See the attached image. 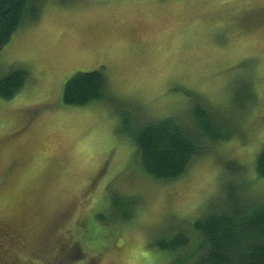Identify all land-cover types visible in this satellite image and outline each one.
Wrapping results in <instances>:
<instances>
[{"label":"rangeland","instance_id":"rangeland-1","mask_svg":"<svg viewBox=\"0 0 264 264\" xmlns=\"http://www.w3.org/2000/svg\"><path fill=\"white\" fill-rule=\"evenodd\" d=\"M39 7V19L0 52V77L29 74L13 99H0V235L15 238H0V264H171L152 242L222 208L228 181L243 202H264L255 172L264 147V0ZM96 71L105 73L108 101L66 106L67 83ZM194 98L237 134L183 179L155 182L119 134V114L183 117ZM229 161L244 167L242 180L224 181ZM115 196L140 201L129 223L113 225Z\"/></svg>","mask_w":264,"mask_h":264},{"label":"trees","instance_id":"trees-1","mask_svg":"<svg viewBox=\"0 0 264 264\" xmlns=\"http://www.w3.org/2000/svg\"><path fill=\"white\" fill-rule=\"evenodd\" d=\"M41 3L42 0H0V52L24 23L39 19ZM28 80V72L21 69L0 77V99H13ZM104 101H108L104 71L79 73L65 86L66 106L85 107ZM238 107L243 109L244 102ZM187 114L147 121L132 118L130 112L119 114V134L132 141L142 171L155 182L183 179L195 162L237 134L236 128L230 126L232 123L203 99L194 98ZM255 172L264 181V147L256 158ZM224 173V181L228 176L241 179L246 174L244 167L235 161L228 162ZM231 183L234 182H227V200L222 208L211 210L194 223L186 222L183 228L159 235L151 246L167 253L171 264H264V202H243L236 184L229 186ZM242 186L245 188V184ZM140 205L138 199L115 196L113 225L132 221Z\"/></svg>","mask_w":264,"mask_h":264},{"label":"flooded vegetation","instance_id":"flooded-vegetation-1","mask_svg":"<svg viewBox=\"0 0 264 264\" xmlns=\"http://www.w3.org/2000/svg\"><path fill=\"white\" fill-rule=\"evenodd\" d=\"M0 238L1 239H4L5 241H7L8 243H11V244H14L15 243V238L14 237H12L11 235H9V234H1L0 235ZM3 252H1V254H2ZM3 255H4V253H3Z\"/></svg>","mask_w":264,"mask_h":264}]
</instances>
